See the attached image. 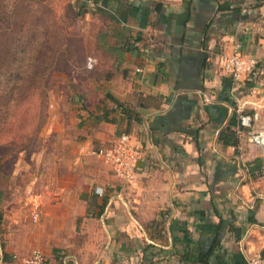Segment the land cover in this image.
Here are the masks:
<instances>
[{
  "label": "crops",
  "instance_id": "1",
  "mask_svg": "<svg viewBox=\"0 0 264 264\" xmlns=\"http://www.w3.org/2000/svg\"><path fill=\"white\" fill-rule=\"evenodd\" d=\"M121 2L108 27L117 69L87 94L71 180L36 194L0 182V264L29 256L25 198L54 239L49 264H184L189 244L207 250L216 236V254L248 264L264 251V143L252 139L264 130V0ZM233 52L258 60L241 82L222 71ZM240 113L258 118L246 128ZM229 126L235 144L219 137ZM123 133L145 153L131 181L92 153Z\"/></svg>",
  "mask_w": 264,
  "mask_h": 264
},
{
  "label": "rangeland",
  "instance_id": "2",
  "mask_svg": "<svg viewBox=\"0 0 264 264\" xmlns=\"http://www.w3.org/2000/svg\"><path fill=\"white\" fill-rule=\"evenodd\" d=\"M112 23L91 1L0 0V182L36 194L43 182L71 180L76 164L68 140L82 128L87 94L102 89L105 71L117 69ZM89 57L97 59L92 68ZM32 201H22L29 207L27 255L54 245L40 235Z\"/></svg>",
  "mask_w": 264,
  "mask_h": 264
},
{
  "label": "built area",
  "instance_id": "3",
  "mask_svg": "<svg viewBox=\"0 0 264 264\" xmlns=\"http://www.w3.org/2000/svg\"><path fill=\"white\" fill-rule=\"evenodd\" d=\"M97 62L95 57L88 58V67L92 68ZM258 64V60L251 54L233 52L222 60V71L230 75L234 82H241L249 77ZM258 118L257 113H240V124L250 128ZM257 143H264V130L252 136ZM92 153L108 162L117 177L131 181L135 177L138 162L144 159L145 153L141 146L133 140L130 133H123L107 144H101L92 149ZM97 191H99L97 189ZM25 264H49L46 255L41 250H35L25 258ZM248 264H264L262 256L252 257Z\"/></svg>",
  "mask_w": 264,
  "mask_h": 264
},
{
  "label": "trees",
  "instance_id": "4",
  "mask_svg": "<svg viewBox=\"0 0 264 264\" xmlns=\"http://www.w3.org/2000/svg\"><path fill=\"white\" fill-rule=\"evenodd\" d=\"M84 2L91 1L93 2L99 10L108 15L111 20H118L119 17L122 18L125 11H121L120 4L121 0H83ZM117 3V6H114ZM110 97V95H107ZM119 107H122L123 113L128 116L133 115V110L127 106H123L121 103L116 101ZM223 142L235 144L237 142V131L232 129L230 126L226 127L220 132L219 136ZM221 248L220 241L216 236L212 242L210 247L205 250L202 247L196 246L189 247L180 255L181 262L184 264H246L245 261H230L225 256V253L216 254L215 251ZM262 257L264 258V251L262 253Z\"/></svg>",
  "mask_w": 264,
  "mask_h": 264
}]
</instances>
